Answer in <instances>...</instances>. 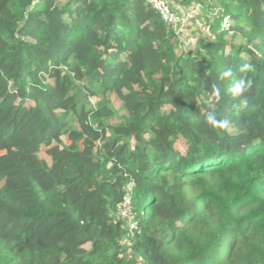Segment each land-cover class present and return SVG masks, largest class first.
<instances>
[{
    "label": "trees",
    "instance_id": "1",
    "mask_svg": "<svg viewBox=\"0 0 264 264\" xmlns=\"http://www.w3.org/2000/svg\"><path fill=\"white\" fill-rule=\"evenodd\" d=\"M167 1L0 0V264H264V0Z\"/></svg>",
    "mask_w": 264,
    "mask_h": 264
},
{
    "label": "rangeland",
    "instance_id": "2",
    "mask_svg": "<svg viewBox=\"0 0 264 264\" xmlns=\"http://www.w3.org/2000/svg\"><path fill=\"white\" fill-rule=\"evenodd\" d=\"M174 13L176 14V22L174 28L177 34L175 43L176 50L182 53L194 51L196 41L202 37H206L208 25L212 22L216 15L214 7H210V3L204 7L192 1L191 4L173 3ZM113 100V105L117 108L118 103Z\"/></svg>",
    "mask_w": 264,
    "mask_h": 264
},
{
    "label": "clouds",
    "instance_id": "3",
    "mask_svg": "<svg viewBox=\"0 0 264 264\" xmlns=\"http://www.w3.org/2000/svg\"><path fill=\"white\" fill-rule=\"evenodd\" d=\"M253 70V65L251 63H243L239 66L238 71L243 75L240 76L239 79H236L230 89L228 90L230 95L233 98L239 99V104L237 105L238 109H245L248 106L249 100L247 93L251 87V80L247 77V73ZM223 76L230 77L232 76L231 69L225 71ZM211 95L215 99V101L219 102L223 97L221 90L215 84L211 85ZM204 123L206 126L212 129H226L229 125L228 120L218 119L217 114L215 112L209 111L204 119Z\"/></svg>",
    "mask_w": 264,
    "mask_h": 264
},
{
    "label": "built area",
    "instance_id": "4",
    "mask_svg": "<svg viewBox=\"0 0 264 264\" xmlns=\"http://www.w3.org/2000/svg\"><path fill=\"white\" fill-rule=\"evenodd\" d=\"M146 2L158 13L165 24L169 26L175 24L176 14L170 2L167 0H146Z\"/></svg>",
    "mask_w": 264,
    "mask_h": 264
}]
</instances>
